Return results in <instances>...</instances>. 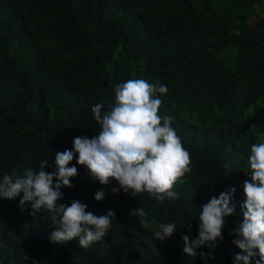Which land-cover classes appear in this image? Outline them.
I'll return each mask as SVG.
<instances>
[{
  "label": "trees",
  "instance_id": "16d2710c",
  "mask_svg": "<svg viewBox=\"0 0 264 264\" xmlns=\"http://www.w3.org/2000/svg\"><path fill=\"white\" fill-rule=\"evenodd\" d=\"M141 78L166 85L159 114L174 118L190 153L191 172L172 189L179 199L113 195L117 182L91 180L74 155L78 174L58 203L113 210L107 234L88 248L79 237L51 242L46 210L21 211L22 194L0 199V264H235L247 157L264 140V0H0V181L46 159L55 172L74 138L98 135L92 107L108 111L115 86ZM233 188L222 239L196 258L183 254L202 207ZM140 207L145 216L130 215ZM161 223L177 224L163 242L154 237Z\"/></svg>",
  "mask_w": 264,
  "mask_h": 264
},
{
  "label": "clouds",
  "instance_id": "9594fccd",
  "mask_svg": "<svg viewBox=\"0 0 264 264\" xmlns=\"http://www.w3.org/2000/svg\"><path fill=\"white\" fill-rule=\"evenodd\" d=\"M166 85L159 81L149 83L144 79H133L119 83L114 89V103L108 111L97 103L91 111L100 125L98 135L92 138L76 137L72 150L58 152L55 156L56 171L49 173L48 160H42L39 170L27 168L22 176L4 174L0 181V199L13 200L22 194L21 211L30 205V216L41 209L50 214L55 228L50 241L70 242L79 237V246L88 248L101 241L115 219L113 210L96 215L87 211V205L74 200L69 206L59 204L63 199L62 188H71L77 167L69 166L77 156L76 164L87 169L89 178L107 186L115 181L118 187L111 189L130 193L133 198L147 193L159 202L179 199L172 189L185 174L191 172L190 153L183 147L181 138L172 127L171 115L161 116L162 100ZM249 180L243 183V219L234 229L239 237L232 243L240 250L234 255L235 264H264V140L254 143L247 157ZM227 167V165H225ZM55 181V182H54ZM235 188L212 197L202 207L200 224L195 239L182 236L183 254L196 258L197 250L206 244L216 246L222 239L224 218L234 213L229 202ZM105 197L98 190L94 200ZM130 215L145 216L143 207L134 209ZM155 221H153V224ZM177 228L176 223H161L154 237L161 242L170 238ZM201 258L204 253H199ZM259 259H256V257ZM211 258V257H209Z\"/></svg>",
  "mask_w": 264,
  "mask_h": 264
},
{
  "label": "rangeland",
  "instance_id": "374dc122",
  "mask_svg": "<svg viewBox=\"0 0 264 264\" xmlns=\"http://www.w3.org/2000/svg\"><path fill=\"white\" fill-rule=\"evenodd\" d=\"M259 12H260V10H259Z\"/></svg>",
  "mask_w": 264,
  "mask_h": 264
}]
</instances>
